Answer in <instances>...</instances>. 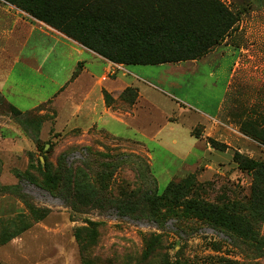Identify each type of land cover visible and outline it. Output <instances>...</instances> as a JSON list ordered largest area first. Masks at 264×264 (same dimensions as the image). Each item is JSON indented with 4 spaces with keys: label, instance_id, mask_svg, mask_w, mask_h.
I'll use <instances>...</instances> for the list:
<instances>
[{
    "label": "rangeland",
    "instance_id": "1",
    "mask_svg": "<svg viewBox=\"0 0 264 264\" xmlns=\"http://www.w3.org/2000/svg\"><path fill=\"white\" fill-rule=\"evenodd\" d=\"M178 1L0 0V264H165L167 259L264 264V218L256 222L252 209L256 173L241 169L235 159L239 153L264 161V0H221L238 20L199 62L146 66L150 81L188 106L174 105L173 130L166 126L156 133L166 123L156 109L141 111L143 117L128 126L105 120L103 126L113 132L144 142L151 159L137 144L97 128L86 130L91 120L86 105L78 110L84 85L74 79L91 54L66 51L39 29L28 38L25 32L37 20L72 28L88 19L90 29L101 28L92 20L96 17L86 18V6L99 13V22L113 19L114 30L135 16L144 30L150 16L165 21L163 9ZM32 7L51 11L53 21L38 18ZM211 51L219 52L207 55ZM92 65L101 70L103 63ZM224 95L217 118L209 125L197 123L195 108L213 113ZM126 100L120 104L132 106ZM191 128L203 142L190 136ZM172 133L178 145L167 142ZM45 171L55 175L57 188L45 186ZM190 175L195 179L187 197L148 205V195L161 194L170 181ZM76 191L86 196H74ZM188 199L253 222L254 237L186 210Z\"/></svg>",
    "mask_w": 264,
    "mask_h": 264
},
{
    "label": "trees",
    "instance_id": "2",
    "mask_svg": "<svg viewBox=\"0 0 264 264\" xmlns=\"http://www.w3.org/2000/svg\"><path fill=\"white\" fill-rule=\"evenodd\" d=\"M197 1L179 0L175 4H168L163 9L165 21L160 22L154 16H150L144 30L143 25L138 27L136 16L134 20H128L129 24H122L121 27L118 26L114 30L113 19L109 18L105 23L100 19L101 22H99V13L90 11L88 6H86V18L96 17L92 20L98 21L96 22L98 26L99 23L102 24L101 28L90 29V24L87 23L88 19H86V25L80 20L72 28L63 24H55V27L82 45L117 63L154 65L198 59L224 39L225 35L233 29L238 16L221 0ZM29 10L38 18L50 20L47 13L51 14V11L45 12L43 7L38 9L32 7ZM138 21L142 22V19H138ZM120 29L122 31L118 33ZM151 29L155 32H151ZM136 31L138 36L134 38L133 33ZM140 35L143 37H139ZM151 36H155V38ZM137 94L136 88L127 87L120 96L124 101L129 100V105H132L135 103ZM193 135L197 138L200 137L195 133ZM235 159L239 161L241 169L256 173V182L252 190V209L257 214L256 222H259L264 218V161L246 158L239 153L235 154ZM149 168L151 171V166ZM152 175L154 174L152 173ZM194 179L195 176L190 175L181 182L170 181L163 193L146 197L148 205L178 203L182 197H187L192 192ZM44 181L45 186L50 189L58 186L57 178L49 171H45ZM90 189L96 197L99 196L94 188ZM77 194L85 197L86 191H76L74 196ZM185 209L197 216L207 218L217 226L232 230L244 238L254 237L253 222L245 221L225 208L211 205L199 199H188L185 202ZM95 235L96 230L92 229V236ZM149 251L151 249L145 251V257L149 255ZM221 262L222 264H233L230 261ZM165 264L185 263L180 259H167Z\"/></svg>",
    "mask_w": 264,
    "mask_h": 264
},
{
    "label": "crops",
    "instance_id": "3",
    "mask_svg": "<svg viewBox=\"0 0 264 264\" xmlns=\"http://www.w3.org/2000/svg\"><path fill=\"white\" fill-rule=\"evenodd\" d=\"M35 29H39L42 34L51 37L53 40L62 42L65 46L64 50L66 51H75L77 49L80 53L88 51L91 54L90 59H87L86 61L88 66L82 65L80 75H77V77L74 79V82L76 84L78 83L84 85L83 89L79 90L78 92V96H80L81 99V104L78 106V110L81 111L86 105V118L91 119L89 126H86V130L90 128H97L99 130L106 131L107 133L122 141H125L126 144H137L142 147L141 150H144L151 159L152 156L148 154V148L144 142H142L141 140L135 141L133 138L125 137L103 126L106 123L105 120L107 119H111L121 125L128 126L130 121L139 120L143 117L141 116V114H139L141 111H150L152 109H156L157 111H160L162 114H164V119L166 122L163 125L160 124L161 128L156 133L159 135L166 126H169L170 130L174 129V127H171L169 124L170 120L175 119V117L172 116V114L174 115L175 112H171L174 105L179 106L183 110H186L188 106L180 102L178 99H176V97L169 94L168 92H166V90L156 85L154 82L150 81L149 78H147L146 75L149 67L146 66H151V64L117 63L116 65V63L106 60L105 58L95 54L88 48L83 47L71 37L67 36L60 30L53 28L47 22H44L42 20H37L36 23H31L29 27L26 28L25 32H28L27 38L34 32ZM218 52L219 51H211L207 55L217 54ZM192 60L194 62H199L202 59L198 58ZM81 62H83V60H78V64ZM182 62L183 61L168 62L154 65L165 66L171 63L181 64ZM92 63H103V66L101 67V70H98L94 68ZM237 64V61H235L233 66L230 68L229 77L225 87V95L232 84ZM127 65H132V67L127 68ZM111 71L113 75L108 76V78L106 79H103V76ZM210 75H215V73L211 71ZM129 76L130 78H128ZM82 80L85 81L83 82ZM127 87H134L138 92L136 102L130 107H124L120 104L124 102L122 101L120 95ZM225 95L218 102L215 108V112L213 113L205 109H193L194 114H196L197 116V123H201L203 120H206L209 121L207 122V125H209L212 120H215L222 109ZM107 96L111 97V102L107 101ZM189 108L190 109L188 110H192L191 107ZM193 127L194 126H192V128ZM192 128L190 129V136L196 139L197 137L192 134ZM171 135H174V133H172ZM200 140L201 142H203L202 139ZM167 142L173 145H178L180 143L177 135H174L173 137L168 139ZM193 143L195 144V141H193Z\"/></svg>",
    "mask_w": 264,
    "mask_h": 264
}]
</instances>
